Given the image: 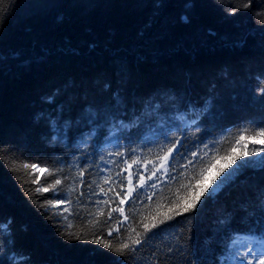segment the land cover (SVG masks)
I'll return each instance as SVG.
<instances>
[{
  "label": "trees",
  "instance_id": "trees-1",
  "mask_svg": "<svg viewBox=\"0 0 264 264\" xmlns=\"http://www.w3.org/2000/svg\"><path fill=\"white\" fill-rule=\"evenodd\" d=\"M262 89L264 0H0V264H223L264 236V152L168 210L258 148Z\"/></svg>",
  "mask_w": 264,
  "mask_h": 264
},
{
  "label": "snow or ice",
  "instance_id": "snow-or-ice-1",
  "mask_svg": "<svg viewBox=\"0 0 264 264\" xmlns=\"http://www.w3.org/2000/svg\"><path fill=\"white\" fill-rule=\"evenodd\" d=\"M247 6V5H245ZM235 11V9H233ZM264 92V89L261 90ZM256 135L264 136V129L257 132ZM239 144V140L237 141ZM176 145H173V148L169 149V152L171 153L175 149ZM260 152H264V149L262 148H254L248 151H243L239 153L238 155H233L231 157V160L229 161V165L232 163H235L237 160H241V157L246 156H254ZM193 156L197 155V153H193ZM248 163H251V161L247 160H241V163L236 165V168H234L231 172H226L225 169L229 167V165H225L224 168H220L216 175L212 177L209 185L207 187H204L201 191L195 193L193 197L188 200L185 199L182 203L174 204L172 208H169V213H174L175 215H183L184 213L194 212L197 208V205L200 203L201 198L205 195V193H208L209 195L214 194L220 187L223 186L224 182L229 179L230 176L233 175L234 172L238 171L240 167L247 165ZM33 170L37 168L36 165L31 166ZM47 171V170H45ZM83 175V173H81ZM39 177L37 180H34L33 183L39 182ZM141 181L143 182V177H141ZM62 184L61 179H56L55 185L59 186ZM55 190L54 188H38L37 191H43V192H49ZM211 190V191H210ZM103 191V189H101ZM131 197V190L129 192L128 196H125L124 199L120 200V204L123 205L125 203V200L129 199ZM64 200L57 199L55 205L53 206H60L64 204ZM70 203V201L68 202ZM62 211L66 212L68 209H62ZM114 211L121 212V214L124 213V209L122 208H116ZM109 218H111L112 213L109 212ZM165 219L159 221L158 224H153L151 227H149L148 224L143 225L144 228V234H141L139 232L136 233L137 239L133 240L131 244L129 243H122L118 248H114L112 250L120 252L123 254V252L127 249H134L135 246L141 245L145 238L146 234L150 233L152 229L158 228L160 224L166 223L168 220L174 219V215H168L167 213L164 214ZM129 219L127 215H125L124 220L126 221ZM124 221H118L117 227L115 229H109L108 235L111 236L113 234V231L119 232L121 230V226L123 225ZM71 227V225H69ZM134 231V229H133ZM97 243H103L104 247L106 248H112V245L110 243H105L101 238H97ZM243 250V251H242ZM258 258V259H257ZM247 259V264H264V236H261L258 239H250L247 241H243L239 238H234L232 240V243L228 245L227 247V253L224 257L223 264H245V260Z\"/></svg>",
  "mask_w": 264,
  "mask_h": 264
},
{
  "label": "rangeland",
  "instance_id": "rangeland-1",
  "mask_svg": "<svg viewBox=\"0 0 264 264\" xmlns=\"http://www.w3.org/2000/svg\"><path fill=\"white\" fill-rule=\"evenodd\" d=\"M251 144L256 145L258 148H263L264 147V140L263 139H257V140H253L250 142ZM252 146H250L248 143H245L242 145V147H239L237 149L234 150V153L228 157L226 160H218L215 162V164H213L207 171L206 173L203 175L204 179L201 182V187H207L212 179L213 176L216 175L217 171L220 168H224L225 165H229V161L231 160V157L233 155H238L239 153L243 152V151H248L251 150ZM260 155L259 153L254 155V156H246V157H241V160H247V161H251L252 163H256L259 159ZM241 160H237L235 161V163H232L231 165H229L228 168L225 169L226 172H231L236 165H238V162ZM143 185V183H141ZM243 251V250H242ZM258 259V258H257ZM247 264V263H246Z\"/></svg>",
  "mask_w": 264,
  "mask_h": 264
},
{
  "label": "bare ground",
  "instance_id": "bare-ground-1",
  "mask_svg": "<svg viewBox=\"0 0 264 264\" xmlns=\"http://www.w3.org/2000/svg\"><path fill=\"white\" fill-rule=\"evenodd\" d=\"M189 109H190L189 107L185 108V110H189Z\"/></svg>",
  "mask_w": 264,
  "mask_h": 264
}]
</instances>
